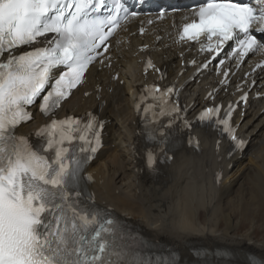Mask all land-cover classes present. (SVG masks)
<instances>
[{
    "label": "snow or ice",
    "instance_id": "snow-or-ice-1",
    "mask_svg": "<svg viewBox=\"0 0 264 264\" xmlns=\"http://www.w3.org/2000/svg\"><path fill=\"white\" fill-rule=\"evenodd\" d=\"M128 16L123 0H0V264H153L117 221L105 219L80 199V173L92 158L89 151L95 153L100 145L101 121L90 113L82 126L79 118H54L35 133L42 141L37 146L15 135L31 119L27 109L38 98L41 113L54 116L100 55L98 49ZM255 32L264 33V0H201L180 39L207 37L209 51L238 39L240 55L246 56L264 48ZM41 39L44 46L32 47ZM149 91L154 103L144 108V120L150 111L155 117V109L160 117L179 118V107L169 99L173 87ZM219 110L205 109L198 118L213 122ZM214 124L222 126L237 148L243 146L228 119ZM161 128L162 121L147 132L148 138L157 140L159 131L163 143L167 134ZM77 140L82 142L79 153L74 150ZM147 162L154 164L152 152Z\"/></svg>",
    "mask_w": 264,
    "mask_h": 264
},
{
    "label": "bare ground",
    "instance_id": "bare-ground-1",
    "mask_svg": "<svg viewBox=\"0 0 264 264\" xmlns=\"http://www.w3.org/2000/svg\"><path fill=\"white\" fill-rule=\"evenodd\" d=\"M128 39L132 49L115 47L109 69L91 66L84 85L59 111L80 114L92 109L105 118L104 146L97 163L89 167L94 201L132 224L146 240L169 246L182 264L198 263L202 252L207 257L222 254L227 264H253L251 260L264 264V112L260 113L264 100L256 109L247 110L241 121L239 116L235 118L239 121L237 132L249 137L241 154L227 156L223 140L216 148L217 137L208 128L195 130L198 150L187 146L186 132H178L172 159L149 173L143 165L146 146L141 128L131 109L146 77L138 63L143 53L134 55L135 46L148 44L147 52L159 64L174 59V52L164 41L155 44L149 35L143 40L131 35ZM111 68L124 78L123 85L109 81ZM98 83L102 85L99 98L95 96ZM106 84L113 86L112 92H105ZM204 84L202 79L185 87L193 105L202 101L198 91ZM84 91L91 92L84 95ZM103 99L106 103L99 108ZM42 120L37 116L18 131L32 135ZM219 172L222 177L216 182L214 174Z\"/></svg>",
    "mask_w": 264,
    "mask_h": 264
}]
</instances>
